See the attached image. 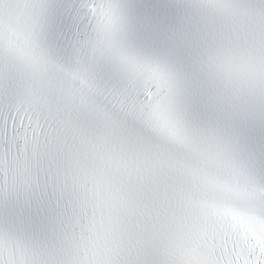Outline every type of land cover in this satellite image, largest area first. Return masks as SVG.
<instances>
[{"label":"snow or ice","instance_id":"1","mask_svg":"<svg viewBox=\"0 0 264 264\" xmlns=\"http://www.w3.org/2000/svg\"><path fill=\"white\" fill-rule=\"evenodd\" d=\"M0 264H264V0H0Z\"/></svg>","mask_w":264,"mask_h":264}]
</instances>
